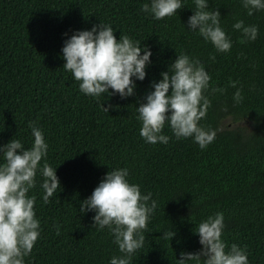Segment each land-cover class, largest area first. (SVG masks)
<instances>
[{"label":"trees","instance_id":"1","mask_svg":"<svg viewBox=\"0 0 264 264\" xmlns=\"http://www.w3.org/2000/svg\"><path fill=\"white\" fill-rule=\"evenodd\" d=\"M144 2L0 0V144L16 138L30 147L29 122H36L49 145L47 161L57 167L61 182L48 204L41 198L39 175L28 193L36 197L40 236L25 264H108L121 255L108 229L93 227L95 213L79 212L80 202L118 167H127L129 181L158 202L131 264H177L181 251L198 252L195 226L218 211L225 217V242L246 246L249 264H264V10L248 16L241 0H209L208 10L219 9L232 40L228 53H217L185 26L193 0H184L177 14L162 20L143 13ZM101 20L112 25L117 39L123 33L153 53L133 96L94 99L63 68L64 33L90 29ZM237 20L258 27L255 41L241 42V33L232 28ZM181 52L201 60L210 88L225 89L205 93L211 107L200 124L217 133L206 149L191 138L176 140L167 125L164 134L172 137L167 145L145 143L139 135L136 107ZM230 80L242 89L238 104ZM103 105L118 107L106 112ZM228 117L247 118L251 128H223ZM165 231L175 236L164 239Z\"/></svg>","mask_w":264,"mask_h":264},{"label":"clouds","instance_id":"2","mask_svg":"<svg viewBox=\"0 0 264 264\" xmlns=\"http://www.w3.org/2000/svg\"><path fill=\"white\" fill-rule=\"evenodd\" d=\"M209 0H193V14L188 17L187 29L211 43L217 53H228L232 40L221 26L219 9L208 10ZM248 16L264 10V0H241ZM184 7V0H146L141 11L154 20H162L177 14ZM232 28L241 33V42L255 41L259 34L256 25H246L237 20ZM110 23L100 21L90 29L64 33L61 55L63 68L79 82V90L94 99L102 95H119L122 99L135 95L137 81L145 80L147 68L153 63V55L146 45L121 33L119 39ZM210 59L215 60V55ZM161 79L153 80L144 102L136 107V119L140 122L139 135L145 143L167 145L172 138L164 134L167 125L176 140L191 138L201 149H206L216 137V130L205 128L200 121L206 117L211 100L205 95L221 92L223 88H210L211 77L201 60L186 53H178ZM235 88L234 104L242 102V89L237 81H229ZM106 96V95H105ZM118 107L109 105L103 108ZM223 110H227L225 107ZM34 138L30 147L20 139L12 138L0 144V264H25L40 236V220L34 205L36 197L28 195L41 178L42 200L50 203V197L61 187L56 168L47 161L49 145L36 122H29ZM19 150V151H17ZM127 167L108 171L91 195L80 202L79 212H94L93 227L105 228L112 235L113 243L121 255L112 256L108 264H131L134 253L145 242L144 230L158 207L152 193L141 192L140 185L128 179ZM224 213L209 215L195 226L201 248L192 253L181 251L177 264H249L246 246L236 243L230 246L222 238ZM57 233L58 223L53 224ZM175 236L174 231L163 232L164 239Z\"/></svg>","mask_w":264,"mask_h":264},{"label":"rangeland","instance_id":"3","mask_svg":"<svg viewBox=\"0 0 264 264\" xmlns=\"http://www.w3.org/2000/svg\"><path fill=\"white\" fill-rule=\"evenodd\" d=\"M239 126L249 129L251 128V121L247 118L234 119L232 117H228L222 123L223 128H236Z\"/></svg>","mask_w":264,"mask_h":264}]
</instances>
